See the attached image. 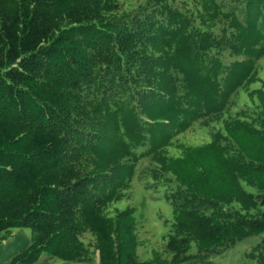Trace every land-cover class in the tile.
I'll list each match as a JSON object with an SVG mask.
<instances>
[{
  "label": "trees",
  "instance_id": "trees-1",
  "mask_svg": "<svg viewBox=\"0 0 264 264\" xmlns=\"http://www.w3.org/2000/svg\"><path fill=\"white\" fill-rule=\"evenodd\" d=\"M134 185L171 209L147 261ZM18 228L33 244L8 264H182L254 236L264 263V0H0V233Z\"/></svg>",
  "mask_w": 264,
  "mask_h": 264
},
{
  "label": "rangeland",
  "instance_id": "rangeland-1",
  "mask_svg": "<svg viewBox=\"0 0 264 264\" xmlns=\"http://www.w3.org/2000/svg\"><path fill=\"white\" fill-rule=\"evenodd\" d=\"M135 193L129 199L130 204L135 207L137 217L144 221V229L148 235H140L141 241L145 245L137 248V255L141 261L152 259L153 252L160 250L163 244L162 237L167 233L171 221V209L162 200L161 193L153 196V191L147 194L145 198L141 191H137L138 186L134 185ZM138 189V188H137ZM139 190V189H138ZM117 208L123 210L126 208V202L121 201ZM261 237L254 236L244 241L237 242L228 250L215 255L202 257L198 254L196 246L193 244L190 249V258L182 264H264L259 251L252 249L261 242ZM33 244L31 230L18 228L9 232L0 233V264H8L13 258ZM256 254L258 257H253ZM32 264H68L47 252H42L38 260ZM75 264H96L93 263H75Z\"/></svg>",
  "mask_w": 264,
  "mask_h": 264
}]
</instances>
